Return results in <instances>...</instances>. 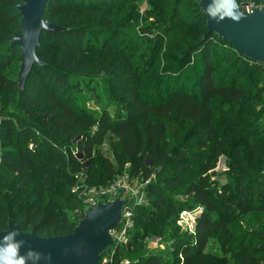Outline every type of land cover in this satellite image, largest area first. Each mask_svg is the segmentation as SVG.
<instances>
[{"label":"trees","instance_id":"16d2710c","mask_svg":"<svg viewBox=\"0 0 264 264\" xmlns=\"http://www.w3.org/2000/svg\"><path fill=\"white\" fill-rule=\"evenodd\" d=\"M144 1L153 21L140 14ZM22 2L0 0V232L12 221L41 238L72 233L87 210L74 192L83 164L73 150L89 162L85 183L103 186L116 171L94 148L109 134L124 158L151 159L135 164L146 179L164 168L149 184L154 217L140 214L125 256L119 245L112 262L264 264V131L240 122L244 105L264 101V65L214 34L204 40L199 0H49L44 19L64 31L43 33L44 66L19 94L22 56L11 42L22 37ZM232 58L233 69H222ZM92 81L104 87L97 99L116 105L114 117L108 109L95 116L74 97L73 87ZM220 158L228 182L218 190L210 174ZM190 207L203 211L195 233L180 235L176 223ZM167 233L176 256L148 254L145 238ZM212 240L223 258L206 252Z\"/></svg>","mask_w":264,"mask_h":264},{"label":"water","instance_id":"95a60500","mask_svg":"<svg viewBox=\"0 0 264 264\" xmlns=\"http://www.w3.org/2000/svg\"><path fill=\"white\" fill-rule=\"evenodd\" d=\"M17 6L21 16L22 37L11 46L21 50L22 64L18 78L22 94L35 66H44L37 56L44 32L63 29L49 24L44 14L49 0H22ZM206 15L203 39L216 35L253 63L264 65V6L250 11L237 0H199ZM131 203L121 196L113 201L98 202L88 207L76 229L60 237L41 238L23 233L12 221L7 231L0 232V264H100L116 241L111 232L123 224V211Z\"/></svg>","mask_w":264,"mask_h":264},{"label":"rangeland","instance_id":"374dc122","mask_svg":"<svg viewBox=\"0 0 264 264\" xmlns=\"http://www.w3.org/2000/svg\"><path fill=\"white\" fill-rule=\"evenodd\" d=\"M240 5L247 10H251L253 8H259L264 6V0L260 2V0H239ZM148 8L150 5L148 1H144L140 4V14L145 16L147 14ZM153 21V17H145V22ZM201 55L200 53L198 56ZM234 58L230 60L229 63L222 66V69L229 68L233 69V62ZM93 78V77H92ZM101 83L97 82H87L81 86L82 92H79L75 87H73L72 93L74 97H76L77 101L80 102L81 105H84L85 108L95 114V116H99L103 109H108L110 115L114 117L116 105H108V102L99 101L97 96L99 93L104 91V87H101ZM261 100H264V95H262ZM243 112H241L244 121L242 122L243 125L248 126L250 130H257L264 131V101H258L255 103H250L248 105H244ZM240 111V110H239ZM93 133V129L91 130ZM176 129H171L169 131V138L168 142L170 145H177L176 144ZM76 142H73L72 145L75 146ZM114 140L108 134L102 144L95 146L94 148V157L96 160L106 159L110 164L115 167L116 176L112 180H108L103 186H91V183L88 185L85 183V180L89 178L87 174L88 171V164L87 160H83L82 155H79V152L75 148L74 156L78 158V160L83 164L82 171L77 175L76 180V187L74 188V192L78 195V198L82 201L83 205L89 207L92 202L102 201L104 203L108 201H113L117 199V197L121 196L122 199H130L131 203L128 206V222L123 224L121 228H124L127 224V232L124 238L125 241H121L120 251L119 253L125 256V246L127 245L128 241L132 236L135 234L136 230L139 227L137 225V219L142 216L140 214H144L146 218L151 216L153 218L152 212H155L152 205L151 197L149 196V184L152 182L158 183L159 182V174L163 172V167H159L158 169L154 168L153 174L150 179H146L144 175V171L142 168H138L135 166L138 159H143V165L149 166L151 164V159L147 158L146 156L140 155L136 160H129L124 158L119 150H117L112 143ZM192 160H195L194 157ZM228 160L226 158H220L217 163V168L215 171L210 174V182H217L218 183V190H221L224 185L227 184L228 179L226 174L224 173L228 171L227 167ZM103 164V163H98ZM1 165V164H0ZM264 170V169H263ZM108 171V170H107ZM106 171V172H107ZM97 171H93V174ZM166 173V171H165ZM98 176V173L93 177L95 180ZM161 177V176H160ZM125 191H124V189ZM129 192H127V190ZM115 190L116 194L105 192ZM102 191V192H101ZM122 192V193H120ZM127 192V193H126ZM120 193V194H118ZM105 194V195H104ZM170 197L174 200L180 202L181 204H185L189 200V196L185 195L182 191H173L170 192ZM202 208L200 207H190L187 208L184 212H181L179 215V219L176 223V228L180 229V235H190L192 236L195 233L196 229V219L202 213ZM185 213V214H184ZM192 224L193 231L190 233L189 225ZM239 228H242L239 226ZM141 232H144V229H141ZM145 248L148 250V254H159L162 255L168 261H171L174 256H176L177 252L173 249V241L171 236L167 234H162L159 236L149 235L145 238L143 242ZM206 252L212 254L214 257L223 258V253L221 251V247L218 245L217 241L212 240L209 246L206 249ZM114 248L109 250L108 252L103 255V260H107V264H115V262H111L113 258ZM231 256V255H230ZM229 256V257H230ZM232 260H230L231 263ZM121 264H127V262H122Z\"/></svg>","mask_w":264,"mask_h":264},{"label":"built area","instance_id":"2783aa9c","mask_svg":"<svg viewBox=\"0 0 264 264\" xmlns=\"http://www.w3.org/2000/svg\"><path fill=\"white\" fill-rule=\"evenodd\" d=\"M124 189V188H123ZM127 190V189H126ZM124 191H125V189H124ZM130 191V190H129ZM128 190H127V192H129ZM102 192V191H101ZM126 192V193H127ZM108 193H112V194H116L117 195V193H116V191L115 190H111V191H108V192H105V194H108ZM120 193H122V192H120ZM120 193H118V194H120ZM104 194V195H105ZM98 202H102V201H97V202H92L91 203V205H89V207H95L96 205H97V203ZM88 208V207H87ZM128 210H129V208L128 207H126L125 209H124V211H123V224H125V222L127 223L128 222V218L130 217L129 216V214H128ZM185 214V213H184ZM122 224V225H123ZM189 230H190V233H192V231H193V226H192V224H190L189 226ZM127 229H128V227H127V224H126V226L124 227V228H121L120 227V229L119 230H117V231H113V232H111V235L114 237V239H115V241H116V247L117 246H119V245H121V241H125L124 240V238H125V236H126V232H127ZM116 252V248H114V253ZM114 253H113V255H114ZM113 257V256H112ZM111 262H112V259H111ZM101 264V263H100ZM102 264H107V260H104L103 261V263Z\"/></svg>","mask_w":264,"mask_h":264}]
</instances>
